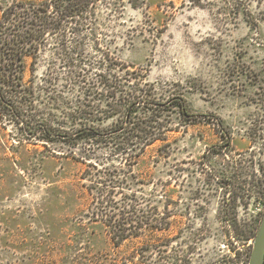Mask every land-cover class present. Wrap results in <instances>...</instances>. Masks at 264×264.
<instances>
[{"label": "rangeland", "instance_id": "1", "mask_svg": "<svg viewBox=\"0 0 264 264\" xmlns=\"http://www.w3.org/2000/svg\"><path fill=\"white\" fill-rule=\"evenodd\" d=\"M92 1L78 37L27 46L22 85L7 86L0 49V264H249L264 218V0ZM16 2L0 0V22ZM100 74L138 90L148 144L119 146L122 92ZM109 222L140 236L116 246Z\"/></svg>", "mask_w": 264, "mask_h": 264}, {"label": "trees", "instance_id": "2", "mask_svg": "<svg viewBox=\"0 0 264 264\" xmlns=\"http://www.w3.org/2000/svg\"><path fill=\"white\" fill-rule=\"evenodd\" d=\"M93 1L92 0H46L41 3H30L18 1L10 6L3 15L2 21L0 22V46L3 51V55L6 60V66L4 71V76L6 77L7 86L18 87L22 85L21 68L23 59L28 56L27 46L31 44L35 47V50L39 51L40 46L49 40V36L56 31L61 39V42H68V34L74 36H79L83 27L86 25L85 14L89 12V7ZM58 15V16H57ZM57 16V17H56ZM75 24L72 26L71 24ZM69 25L72 27L70 28ZM77 42V41H76ZM111 65H108V67ZM113 67V66H112ZM112 68H110L111 70ZM83 70L81 69L76 76ZM8 79V80H7ZM75 81V80H74ZM106 78L103 74H100L101 84L109 85L110 88H119L122 95L119 100L114 103L117 108L124 106L126 111V118L118 122V127L116 130L112 131L119 132L123 134L124 139L121 141V145L127 146L129 148L133 144L140 143L142 141L150 142L148 139V128L152 127V120H143L141 118H133L137 112L138 107L142 105L145 101L141 99L138 94V90L135 92H127V96L124 95L125 85L121 83L105 84ZM83 81H75L76 83H82ZM117 94L114 93V95ZM118 96V95H116ZM115 97V96H113ZM81 103V101H79ZM147 104V102L145 103ZM86 105V104H85ZM182 111L184 115H188V110L181 104ZM116 108V109H117ZM83 106L75 111L77 119H86L87 122H82L83 124L90 123L92 113ZM119 111V110H118ZM92 117V116H91ZM128 118V119H127ZM129 118H131L129 120ZM135 119V120H134ZM47 122H37V129L44 128ZM47 125V124H46ZM154 127V126H153ZM45 129V134L54 135L53 129ZM82 132H93L92 135L104 137L103 132L98 131L96 126H90L81 129ZM119 138V137H118ZM110 141L114 139V136L107 137ZM118 142V141H117ZM126 151V150H125ZM106 202L103 201L102 203ZM108 202V201H107ZM126 212V211H124ZM125 214V213H124ZM150 220L153 216H149ZM155 220V219H154ZM149 223V222H148ZM108 226L112 228L111 239L116 246H120L125 240L135 236L140 235L128 234L118 225H112L110 222L107 223ZM150 225V224H149ZM153 225V224H152ZM150 225V226H152ZM154 227V226H152ZM158 229V226H156Z\"/></svg>", "mask_w": 264, "mask_h": 264}, {"label": "water", "instance_id": "3", "mask_svg": "<svg viewBox=\"0 0 264 264\" xmlns=\"http://www.w3.org/2000/svg\"><path fill=\"white\" fill-rule=\"evenodd\" d=\"M249 264H264V218L253 243Z\"/></svg>", "mask_w": 264, "mask_h": 264}]
</instances>
